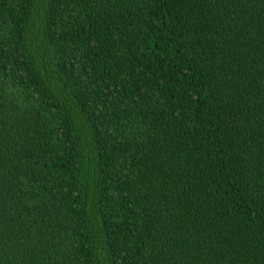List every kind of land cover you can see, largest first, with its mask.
Wrapping results in <instances>:
<instances>
[{
  "label": "trees",
  "instance_id": "trees-1",
  "mask_svg": "<svg viewBox=\"0 0 264 264\" xmlns=\"http://www.w3.org/2000/svg\"><path fill=\"white\" fill-rule=\"evenodd\" d=\"M0 264H264V0H0Z\"/></svg>",
  "mask_w": 264,
  "mask_h": 264
}]
</instances>
